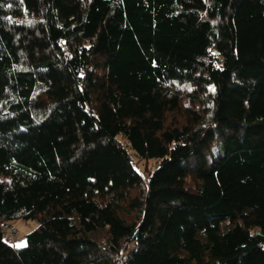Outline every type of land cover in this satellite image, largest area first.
I'll list each match as a JSON object with an SVG mask.
<instances>
[{
    "label": "trees",
    "instance_id": "16d2710c",
    "mask_svg": "<svg viewBox=\"0 0 264 264\" xmlns=\"http://www.w3.org/2000/svg\"><path fill=\"white\" fill-rule=\"evenodd\" d=\"M0 264H264V0H0Z\"/></svg>",
    "mask_w": 264,
    "mask_h": 264
},
{
    "label": "rangeland",
    "instance_id": "374dc122",
    "mask_svg": "<svg viewBox=\"0 0 264 264\" xmlns=\"http://www.w3.org/2000/svg\"><path fill=\"white\" fill-rule=\"evenodd\" d=\"M142 167V166H140ZM13 228H11L12 230H15V242L16 241H20L22 242L23 240H25V236L32 232L33 230H35V228L37 227L36 222L34 221H23V220H17L12 224ZM12 230H6L5 233H12Z\"/></svg>",
    "mask_w": 264,
    "mask_h": 264
},
{
    "label": "built area",
    "instance_id": "2783aa9c",
    "mask_svg": "<svg viewBox=\"0 0 264 264\" xmlns=\"http://www.w3.org/2000/svg\"><path fill=\"white\" fill-rule=\"evenodd\" d=\"M12 231H13L12 233L7 234V240L14 243L15 242V231L14 230H12Z\"/></svg>",
    "mask_w": 264,
    "mask_h": 264
},
{
    "label": "crops",
    "instance_id": "0c3cea01",
    "mask_svg": "<svg viewBox=\"0 0 264 264\" xmlns=\"http://www.w3.org/2000/svg\"><path fill=\"white\" fill-rule=\"evenodd\" d=\"M14 245L16 247H20L19 245H24V241L20 242V241H16V243H14Z\"/></svg>",
    "mask_w": 264,
    "mask_h": 264
},
{
    "label": "snow or ice",
    "instance_id": "6c2138e0",
    "mask_svg": "<svg viewBox=\"0 0 264 264\" xmlns=\"http://www.w3.org/2000/svg\"><path fill=\"white\" fill-rule=\"evenodd\" d=\"M19 246H23V245H19Z\"/></svg>",
    "mask_w": 264,
    "mask_h": 264
}]
</instances>
